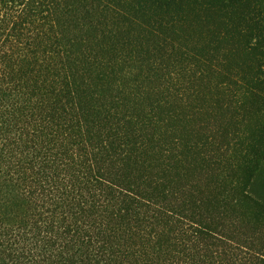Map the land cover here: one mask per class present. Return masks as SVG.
<instances>
[{
	"label": "trees",
	"instance_id": "obj_1",
	"mask_svg": "<svg viewBox=\"0 0 264 264\" xmlns=\"http://www.w3.org/2000/svg\"><path fill=\"white\" fill-rule=\"evenodd\" d=\"M0 264H264V0H0Z\"/></svg>",
	"mask_w": 264,
	"mask_h": 264
}]
</instances>
